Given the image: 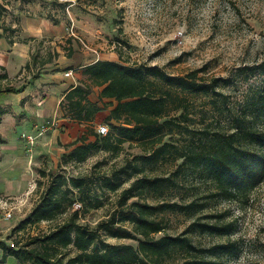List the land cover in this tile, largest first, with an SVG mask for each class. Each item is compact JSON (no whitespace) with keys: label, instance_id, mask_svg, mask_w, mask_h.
I'll use <instances>...</instances> for the list:
<instances>
[{"label":"rangeland","instance_id":"rangeland-1","mask_svg":"<svg viewBox=\"0 0 264 264\" xmlns=\"http://www.w3.org/2000/svg\"><path fill=\"white\" fill-rule=\"evenodd\" d=\"M0 4L6 8L1 23L17 30V33L8 31L5 35L14 41L26 40L20 36L24 17H46L62 23L59 35L44 39L40 44L33 43L30 69L22 68L24 71L16 76L0 80V89L33 81L32 76H39L43 70L59 71L53 69L54 61L59 60L68 63L61 71L65 77L71 72L74 85L88 83L82 68L97 60H109L156 67L172 76L196 72L202 82L225 80L221 92L226 98L219 100V112L213 110V95L182 93L155 81L158 87L185 99V123L195 134L206 127L211 133L229 131L232 117L242 116L244 112L252 116L257 111L256 94L264 87L263 78L256 69L264 63V0H0ZM46 60L50 64L48 67L43 65ZM3 73L0 70V75ZM20 74L21 78L17 79ZM98 92L97 88L93 89L89 97L91 102L97 101ZM15 102L0 97V139L7 128L23 125L24 120L27 125L30 122L29 116L18 112ZM109 109L100 112L89 124L70 120L60 105L56 115L40 116V120L52 126L38 139V153L33 156V151V157L28 160L17 158L14 161L1 139L0 187L3 185L6 192L0 190V242L21 246L32 237L48 233L74 211L78 213L79 224L94 228L116 210L121 192L135 180L144 176L169 177L172 183L163 187L159 194L135 196L128 203L194 202V214L169 213L163 217L167 224L164 233L183 234L193 222L230 223L233 228L227 235L210 234L193 227L187 236L202 248L232 243L233 248L212 258L216 264H264V181L249 193L227 200L215 195L214 185L204 169H177L181 160H176L174 155L152 164L136 161L135 158L144 154L138 143H125L117 156L93 152L83 163L62 158L70 151L72 143L97 131L98 126L110 131L104 121ZM35 122L34 118L31 123ZM256 128L264 129V125L257 124ZM195 137L193 134L167 135L164 142L181 147L196 141ZM17 138L24 146L20 133ZM43 139V147H40L39 141ZM23 150L26 152L25 147ZM135 165L141 173L132 176ZM70 177L89 179L83 201L76 191L70 195L80 208L74 210L73 206L51 222L23 226L50 183ZM105 179L119 184V188L109 191L104 185ZM8 214L10 218L6 217ZM105 239L111 244H134ZM73 254L70 250L61 256L66 261ZM193 259V255L181 252L168 264H182Z\"/></svg>","mask_w":264,"mask_h":264},{"label":"trees","instance_id":"trees-1","mask_svg":"<svg viewBox=\"0 0 264 264\" xmlns=\"http://www.w3.org/2000/svg\"><path fill=\"white\" fill-rule=\"evenodd\" d=\"M5 13V6L0 4V39H6L12 45L14 40L5 35L8 31L16 33L17 30L1 23ZM46 63L47 60L43 65ZM30 67L31 64L27 63L24 68L29 70ZM256 69L264 81V63ZM0 70L4 71L0 80H6L8 77L4 68L0 67ZM82 74L88 83L71 86L64 93L60 108L70 120L86 124L92 123L100 112L110 108L104 119L110 131L105 136L94 130L90 135L82 136L70 145L69 152L63 154L62 158L66 161L83 163L93 152L117 156L125 143H138L144 154L135 158L136 161L152 164L165 156L174 155L176 160H181L177 169H204L214 185L215 195L227 200L249 193L264 181V129L256 128L257 124L264 125V87L256 94L255 115L249 116L244 112L242 116L232 117V124L226 132L211 133L206 127L195 134L185 123L187 117L183 110L187 102L170 90L213 95V110L219 112V100L226 98L221 92L225 84L222 78L202 82L196 72L172 76L156 67L132 66L109 60H97L84 66ZM38 77L33 75L32 79ZM155 81L170 90L158 87ZM94 88L99 92L97 101L91 102L89 97ZM23 91V85L17 89L9 86L0 89V96ZM185 134L196 135V141L181 147L164 142L167 135L180 137ZM140 173L138 166L132 167V176ZM88 182L87 177L52 181L23 226L51 222L67 213L75 205L70 198L72 192H78L83 201ZM104 183L112 192L120 186L109 179H105ZM169 183H172L169 177L144 176L135 180L121 192L116 210L94 228L79 224L78 213L74 211L48 233L32 237L21 246L0 242V264H168L181 252L194 257L182 264H216L212 258L234 245L198 247L187 233L191 228L198 227L202 232L227 235L233 228L232 224L193 222L183 234L169 235L164 233L167 224L163 217L169 213L194 214V202L128 203L135 196L159 194ZM160 233L162 235L158 237ZM105 238L134 244H111ZM70 250L74 254L65 261L61 255Z\"/></svg>","mask_w":264,"mask_h":264},{"label":"crops","instance_id":"crops-1","mask_svg":"<svg viewBox=\"0 0 264 264\" xmlns=\"http://www.w3.org/2000/svg\"><path fill=\"white\" fill-rule=\"evenodd\" d=\"M61 24V22L56 23L46 17H24L22 20L23 27L22 32H20V36H24L26 40L21 42L14 41L12 45H9L6 39H0V67L4 68L7 77L12 78L13 76H16V74H18L22 68L29 63L32 46L35 41L40 44V42L44 39L59 35L60 31H62ZM49 65V63H46L45 67H48ZM54 65L55 67L53 69L59 71L51 73L50 70H43L38 79L27 81L26 84L22 83L17 87L11 86L17 89L23 85L24 91L22 93L0 96L8 98V100L14 102L16 101L15 108L17 110L19 108L18 112L25 113L29 116V118L27 117L28 120H30L28 125L24 120L21 123L23 125L15 124L13 127L7 128L4 136L1 137L3 140L2 146L6 147V151L10 153L11 158L14 161L17 158L23 159L22 161L31 158L28 157V153L23 150L25 145L22 146L21 142L18 140V134L20 133L22 135L32 133L36 125L44 123L43 120H40V116L47 117L54 114L56 115L64 93L74 85L72 78L65 77L64 72L61 71L63 68L68 66V63L61 62L59 60L54 61ZM22 71H24V69ZM20 78L21 74L17 77V79ZM34 118L36 119V122L33 124L31 122L34 121ZM44 141V139L39 141L41 144L40 147H43L42 142ZM36 145L33 156L38 153ZM21 152L22 156H20ZM25 153L27 154V158H25ZM21 166H23V164H21ZM5 189L6 188L1 185L0 190H4L3 192H6Z\"/></svg>","mask_w":264,"mask_h":264},{"label":"built area","instance_id":"built-area-1","mask_svg":"<svg viewBox=\"0 0 264 264\" xmlns=\"http://www.w3.org/2000/svg\"><path fill=\"white\" fill-rule=\"evenodd\" d=\"M65 75H66V77H70L71 72H67ZM50 126H52V124H50V122H45V123H42L40 125H36L34 127V130L32 133L21 135V138L25 144L26 152L28 153L29 157H31V155L34 151L35 145L37 143V139L40 138L41 136H43L44 134H46V132L48 131ZM97 133L101 136L107 135V133H108L107 127L98 126ZM78 208H80V205L75 204L74 210H77ZM6 217L10 218L11 214H8Z\"/></svg>","mask_w":264,"mask_h":264}]
</instances>
